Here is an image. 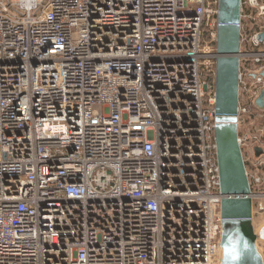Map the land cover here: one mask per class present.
I'll return each instance as SVG.
<instances>
[{
	"label": "built area",
	"instance_id": "obj_1",
	"mask_svg": "<svg viewBox=\"0 0 264 264\" xmlns=\"http://www.w3.org/2000/svg\"><path fill=\"white\" fill-rule=\"evenodd\" d=\"M217 5L0 0V264H221ZM263 33L264 0H241L252 220L264 129L239 127L264 121Z\"/></svg>",
	"mask_w": 264,
	"mask_h": 264
},
{
	"label": "water",
	"instance_id": "obj_2",
	"mask_svg": "<svg viewBox=\"0 0 264 264\" xmlns=\"http://www.w3.org/2000/svg\"><path fill=\"white\" fill-rule=\"evenodd\" d=\"M241 0H218L214 143L219 175L221 264H263L252 226V200L238 143ZM264 40V33L260 35ZM264 75V74H263ZM263 92L255 101L262 109Z\"/></svg>",
	"mask_w": 264,
	"mask_h": 264
},
{
	"label": "rangeland",
	"instance_id": "obj_3",
	"mask_svg": "<svg viewBox=\"0 0 264 264\" xmlns=\"http://www.w3.org/2000/svg\"><path fill=\"white\" fill-rule=\"evenodd\" d=\"M259 129H264V121L262 122L261 120H257V123H255L254 125H248V126L240 125L239 133L246 134L249 132L255 135ZM261 190L262 192H264V185L263 187H261ZM252 226L254 230L259 233V230H261L264 227V213H259L258 211L254 212ZM256 244L264 264V238L262 239L258 238Z\"/></svg>",
	"mask_w": 264,
	"mask_h": 264
}]
</instances>
